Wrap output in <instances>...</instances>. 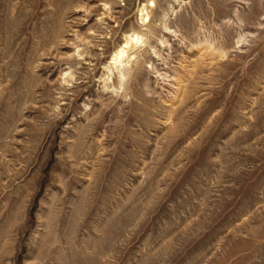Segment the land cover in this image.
Here are the masks:
<instances>
[{
  "label": "rangeland",
  "instance_id": "374dc122",
  "mask_svg": "<svg viewBox=\"0 0 264 264\" xmlns=\"http://www.w3.org/2000/svg\"><path fill=\"white\" fill-rule=\"evenodd\" d=\"M0 264H264V0H0Z\"/></svg>",
  "mask_w": 264,
  "mask_h": 264
},
{
  "label": "bare ground",
  "instance_id": "6f19581e",
  "mask_svg": "<svg viewBox=\"0 0 264 264\" xmlns=\"http://www.w3.org/2000/svg\"><path fill=\"white\" fill-rule=\"evenodd\" d=\"M124 56V53L123 52H121L120 53V57L122 58ZM126 75V74H125Z\"/></svg>",
  "mask_w": 264,
  "mask_h": 264
}]
</instances>
